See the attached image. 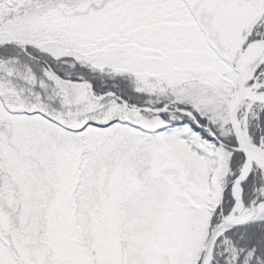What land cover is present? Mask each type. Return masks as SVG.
<instances>
[{
  "label": "snow or ice",
  "instance_id": "snow-or-ice-1",
  "mask_svg": "<svg viewBox=\"0 0 264 264\" xmlns=\"http://www.w3.org/2000/svg\"><path fill=\"white\" fill-rule=\"evenodd\" d=\"M0 264H264V0H0Z\"/></svg>",
  "mask_w": 264,
  "mask_h": 264
}]
</instances>
